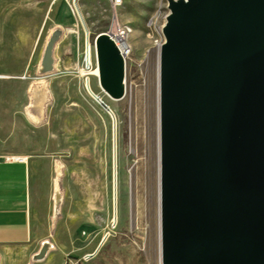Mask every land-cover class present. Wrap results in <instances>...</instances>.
<instances>
[{"label":"rangeland","instance_id":"1","mask_svg":"<svg viewBox=\"0 0 264 264\" xmlns=\"http://www.w3.org/2000/svg\"><path fill=\"white\" fill-rule=\"evenodd\" d=\"M77 9L65 0H0L8 150L33 156L32 240L0 247V264H155L157 243L149 234L157 206L152 52L163 40L169 2L125 0L113 6L108 0H79ZM117 25L132 32L124 56L125 94L113 98L93 75L88 90L82 68L88 34L94 46L98 34ZM50 43L53 65L46 70ZM44 242L50 249L38 258Z\"/></svg>","mask_w":264,"mask_h":264},{"label":"water","instance_id":"2","mask_svg":"<svg viewBox=\"0 0 264 264\" xmlns=\"http://www.w3.org/2000/svg\"><path fill=\"white\" fill-rule=\"evenodd\" d=\"M168 2L164 264H264V0Z\"/></svg>","mask_w":264,"mask_h":264},{"label":"bare ground","instance_id":"3","mask_svg":"<svg viewBox=\"0 0 264 264\" xmlns=\"http://www.w3.org/2000/svg\"><path fill=\"white\" fill-rule=\"evenodd\" d=\"M131 32H132L131 27L123 26V38L126 43L128 41V37ZM107 35H108L107 32H102L101 36L97 40L96 47L95 45L93 46L91 44L90 58L87 56V60L89 59L92 62L94 61L95 49H97L98 59H100L101 63H99L96 67H94L88 74H91L95 77H99L102 88L111 97L120 98L124 96L125 94V84H124V75H125L124 59L125 57L121 54V51L119 50V48L115 49V48L106 46ZM162 35H163V40L158 41L157 47L152 52V56H155V59H156V65H155L156 66V95H157V110H158L157 111L158 112L157 113L158 114L157 115L158 116L157 200H156L157 206H156V212L152 214L150 217L151 226H150L149 234L151 238L153 237L157 243V259H156L155 264H164V256H163L164 253H163L162 74H161L162 73L161 72V54H162L163 45L161 46L159 45V43H165L166 38H165L164 32H162ZM43 64L46 70L52 69V65H53L52 53L50 50H48V48L44 53ZM82 72H83V75L86 74V70L82 69ZM115 176H116V181H117V177H118L117 172ZM115 212H116V217H115V222H116L117 220H119V212L117 210ZM49 249H50V243L44 242L40 253L37 254L36 256L38 258L44 257V255Z\"/></svg>","mask_w":264,"mask_h":264},{"label":"crops","instance_id":"4","mask_svg":"<svg viewBox=\"0 0 264 264\" xmlns=\"http://www.w3.org/2000/svg\"><path fill=\"white\" fill-rule=\"evenodd\" d=\"M6 101L0 89V247L26 245L32 240L30 208L33 156L15 155V152L8 150ZM15 156H21L22 159L17 160Z\"/></svg>","mask_w":264,"mask_h":264},{"label":"built area","instance_id":"5","mask_svg":"<svg viewBox=\"0 0 264 264\" xmlns=\"http://www.w3.org/2000/svg\"><path fill=\"white\" fill-rule=\"evenodd\" d=\"M56 1V0H55ZM66 2H68L71 6L73 10H76L78 12L77 9V4L79 2V0H65ZM111 2V4L113 6H121L125 0H108ZM152 23V20L150 21V25ZM123 26L124 25H117L114 29H111L110 31H108L107 33L110 36V39L114 42V44L116 45L117 48H119V50L121 51V54L123 56L128 55L130 53L131 48L129 47V45L124 41L123 38ZM95 45V42H94ZM159 45H164V43H159ZM96 47V45H95ZM90 49H91V44H90V40H89V34H88V40H87V47H85V62H84V66L82 69L86 70V74L85 76H87V80H86V87L87 89L91 88L90 86V76L91 74H88L94 67H96L98 65V61H97V53H96V49H95V59L92 62L91 60H87V56L90 58ZM17 160H21L22 157L21 156H15L14 157Z\"/></svg>","mask_w":264,"mask_h":264}]
</instances>
